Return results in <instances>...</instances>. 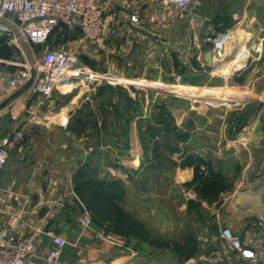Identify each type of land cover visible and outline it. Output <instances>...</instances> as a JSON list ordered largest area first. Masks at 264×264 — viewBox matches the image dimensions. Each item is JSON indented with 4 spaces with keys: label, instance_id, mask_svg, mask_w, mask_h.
Returning a JSON list of instances; mask_svg holds the SVG:
<instances>
[{
    "label": "rangeland",
    "instance_id": "1",
    "mask_svg": "<svg viewBox=\"0 0 264 264\" xmlns=\"http://www.w3.org/2000/svg\"><path fill=\"white\" fill-rule=\"evenodd\" d=\"M225 3L226 0H202L191 14L174 12L165 29L155 19L147 20L139 31L145 39L136 33L139 40L130 43L133 49L105 51L96 58L92 49L81 48L78 31L57 26L44 44L31 47L37 53L32 55L36 64L41 63L47 50L68 48L76 57L73 70L89 73L86 76L90 77V71L109 68L141 76L132 82L114 76L94 80L79 75L58 86L55 89L67 95L62 99L59 94L53 95L54 112L64 103L77 100L64 126L60 121L51 126L19 124L21 114L33 117L27 111L33 101L44 99L37 96L43 94L33 91L19 94L20 99L15 101L18 112L10 110V102L0 111V134L23 128L26 139L69 137L70 152L78 162L84 151L79 147L85 144L88 165L84 174L118 184V203L138 222L124 227L129 231L136 228L150 250L165 253L168 264H241L220 236L226 227L264 248V226L257 225L264 220V139L260 140L261 151L245 158L238 154L236 143L243 125L255 118L264 120V78L253 77V70L264 66V57L230 71L222 70L219 61L223 57L212 62L206 57L214 38L224 32L218 26L209 30L205 24L212 22L216 26L220 22ZM3 41L2 53L8 60H24L21 42L0 32V42ZM230 50L231 46L227 54ZM131 82L164 90L180 86L174 94L136 87ZM227 88L232 92L222 94ZM203 89L214 92L212 99H207L208 92L205 94ZM259 129L264 134V126ZM131 156L140 159L137 167L132 166ZM198 156L211 159L215 169L233 184L215 200L201 198L189 184V172ZM85 208L93 221L94 211L86 203ZM98 219L94 221L102 232L128 240L127 235L116 231L115 218ZM156 252L150 255L157 258Z\"/></svg>",
    "mask_w": 264,
    "mask_h": 264
},
{
    "label": "crops",
    "instance_id": "2",
    "mask_svg": "<svg viewBox=\"0 0 264 264\" xmlns=\"http://www.w3.org/2000/svg\"><path fill=\"white\" fill-rule=\"evenodd\" d=\"M96 1L108 14L117 10L118 14L114 22L119 28V35L114 38L106 32L99 39L86 43L80 30H75L79 32L81 48L92 49L95 58L102 56L105 51L113 53L122 48L128 51L131 48L133 49V45L130 43H133L132 41L137 38L136 33L140 35L141 40L145 39V35L139 32L144 27L143 23L145 21L155 19L161 24V28L165 29L173 20L171 14L179 12L174 8L163 7L158 0H133V8H138L140 13V23L134 24L129 20V11L122 10V0ZM201 13L207 14L206 11ZM263 14L264 0H226L220 22L216 26L212 22L205 24V27L209 30L218 26L220 32L229 35L228 50L230 46L232 50L228 54L227 50L226 58H222L223 60L219 61L222 63V70L239 69L248 64L250 60L264 57ZM192 15L196 16L195 14ZM0 26L8 25L0 22ZM1 29L0 31L5 32ZM114 40H116V43L113 42ZM136 40H139V38ZM143 43L146 42L143 41ZM3 44H5V41L0 42V103L16 92L10 85L11 77L23 68L24 62L29 60L28 49L21 43V48H23L25 55L24 60L20 63L17 61L11 62L2 53ZM30 49L33 56L37 55L33 48ZM62 49L68 50V48H66L67 50L65 48ZM110 57H112V54ZM209 61L212 62L214 60L211 57ZM12 71H15V73L13 74ZM95 72L97 74L90 72V76L93 74L92 76L98 79L114 76L119 78L118 80L125 79L132 82L137 76H141L140 74L116 73L110 68ZM88 74L85 72L79 75L86 76ZM253 77L264 78V66L256 67L253 70ZM138 83H132L131 85L141 87ZM185 85L194 86L192 84ZM178 86L180 84L166 88L176 93ZM230 89L227 88L226 92L223 91L222 94L225 95V93L232 92ZM202 91L205 94L208 92L207 99H212L213 91L206 89ZM54 94H59L61 99L67 95L62 93L60 89H55L49 96L37 95L38 98L43 97L44 99L34 100L30 108L27 109L33 117L26 118V116L21 114L18 119L19 124L24 126L31 123L36 127L51 126L54 121H60V125H66L68 114L75 107L77 100L64 103L60 106L59 111L54 112ZM20 97L21 95L17 96L16 99L19 100ZM42 109L43 112L40 113ZM261 125L264 126V120L255 118L248 122L247 125H243L239 130L236 139L237 152L238 154L242 153L243 158L247 154L253 156V153L261 151L263 146L260 140L261 138L264 139V134L259 129ZM79 148L80 151L82 149L84 151H82L83 155H80L81 160L78 162L76 155L70 152L69 137L32 136L25 139L18 149L9 152L7 163L0 170V187L3 202L0 211V225L8 219L9 215L20 210H26L24 222L27 227L23 228L18 223L16 224V231L20 236L25 235L28 230L38 226L51 228L62 235L67 239L68 244L54 264H168L164 259L165 253L163 251H155L157 254L159 253V255L154 254L157 258H153L150 255L155 252L150 250L148 242L140 235L131 234L128 238L129 240H127L129 241V248H121L111 246L102 238L96 237L95 234L103 229H100V224L98 225L94 219L88 228L83 229L82 217L85 203L75 191V175L80 169L86 168L88 165V157L85 156L88 153V147L86 148V145L83 144ZM130 160V162L134 163L132 164L133 167H137L140 163V159L137 156H131ZM193 175L194 169L189 172V180L193 178ZM52 210H54V216L49 217V212ZM240 236L248 244L255 245L259 243L250 241L247 235ZM51 245L50 239L47 238L38 255L32 257L31 264H42V258L47 254Z\"/></svg>",
    "mask_w": 264,
    "mask_h": 264
},
{
    "label": "built area",
    "instance_id": "3",
    "mask_svg": "<svg viewBox=\"0 0 264 264\" xmlns=\"http://www.w3.org/2000/svg\"><path fill=\"white\" fill-rule=\"evenodd\" d=\"M133 0H122V10L129 11V20L134 24L140 23L138 8H133ZM163 7L174 8L185 15L198 6L202 0H158ZM117 10L111 14L102 8L96 0H0V20L12 25L0 26L14 42L23 38L31 48L32 45L44 44L54 27L58 24L70 30H80L83 39L95 41L104 33L116 37L119 28L114 20ZM2 32V31H0ZM229 40L227 33H220L212 41L213 48L210 52L213 60L218 61L223 57L225 44ZM76 57L62 48L47 50L41 63H34L35 78L25 91H33L49 96L58 86L64 84L74 76L73 68ZM33 66L29 61L23 63V68L11 77L10 85L17 91L30 79ZM87 69H82L85 71ZM81 71V70H80ZM97 74L96 72L90 71ZM91 74L90 77L94 80ZM121 82V81H119ZM26 93V92H25ZM17 98V97H16ZM18 99L10 101L9 108L18 112ZM26 139L23 128L12 129L0 135V170L7 163L8 153L22 145ZM9 189V187H7ZM0 187V211L2 209V196ZM26 210H20L9 215L8 219L0 225V264H31L32 257L38 255L45 245L46 239L51 241V248L42 258V264H54L63 249L68 244L66 238L51 228L38 226L28 230L20 236L16 231V224L25 228L24 215ZM54 216V210L49 212V217ZM92 223V214L86 208L83 212L82 225L85 230ZM257 225L264 226L261 219ZM96 237L102 238L115 247L129 248L125 237L111 232H97ZM220 236L230 250L238 255L241 264H264V248L258 244H248L231 228L221 230Z\"/></svg>",
    "mask_w": 264,
    "mask_h": 264
},
{
    "label": "trees",
    "instance_id": "4",
    "mask_svg": "<svg viewBox=\"0 0 264 264\" xmlns=\"http://www.w3.org/2000/svg\"><path fill=\"white\" fill-rule=\"evenodd\" d=\"M57 26L63 25L58 24L55 27ZM84 171L85 168H82L75 175V191L82 201L94 211L95 217L93 216V219L100 221L98 216L115 218L118 224L115 228L117 232L127 235L128 238L131 234L137 235L136 228H131L129 231L124 227L126 225L132 226V224L138 225V222L132 219V216L118 203V184L115 182L107 184L98 178H91L85 175ZM189 184L194 186L201 198L210 200H215L221 193L229 191L233 186L232 182L227 180L222 172L215 169L211 159L202 156H198L196 159L194 175ZM139 226L141 228V225Z\"/></svg>",
    "mask_w": 264,
    "mask_h": 264
},
{
    "label": "water",
    "instance_id": "5",
    "mask_svg": "<svg viewBox=\"0 0 264 264\" xmlns=\"http://www.w3.org/2000/svg\"><path fill=\"white\" fill-rule=\"evenodd\" d=\"M1 23L3 24H6L10 27H12L11 24H9L8 22L4 21V20H0ZM20 42L23 44V46L25 48L28 49V59H29V62L32 64L33 66V69H32V72H31V77L30 79L28 80V82L22 87L20 88L19 90H17L14 94H12L11 96H9L8 98H6L3 102L0 103V111L13 99L15 98L16 96H18L22 91L26 90L29 88V86L32 84V82L34 81V78H35V68H34V63H35V60L32 58V53L30 51V45L23 39V38H20ZM34 45L31 44V47H33ZM207 58L210 59L211 58V54L208 53L207 55ZM140 86H147V85H140ZM148 88L150 89H157V90H160V91H166V92H171V93H174L176 94L174 91L170 90V89H167V90H164L163 88H158V87H153V86H147Z\"/></svg>",
    "mask_w": 264,
    "mask_h": 264
},
{
    "label": "bare ground",
    "instance_id": "6",
    "mask_svg": "<svg viewBox=\"0 0 264 264\" xmlns=\"http://www.w3.org/2000/svg\"><path fill=\"white\" fill-rule=\"evenodd\" d=\"M228 43H229V41H227L226 44H225V52L223 53V58H224V59L226 58V54H225V53H226V51H227V49H226L227 46H229ZM222 60H223V59H222ZM220 61H221V60H220ZM74 73H75V74H79V73H81V72L74 71Z\"/></svg>",
    "mask_w": 264,
    "mask_h": 264
}]
</instances>
